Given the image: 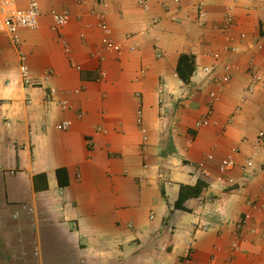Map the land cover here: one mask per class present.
<instances>
[{"label":"crops","instance_id":"1","mask_svg":"<svg viewBox=\"0 0 264 264\" xmlns=\"http://www.w3.org/2000/svg\"><path fill=\"white\" fill-rule=\"evenodd\" d=\"M37 1L38 28L18 31V48L0 34V264H264V142L254 150L264 131V0H144L146 11L138 0ZM51 11H67L69 23L53 29ZM101 11L119 55L100 44ZM180 56L193 65L186 81ZM250 64L261 77L253 92ZM62 122L69 128L57 131ZM225 158L232 185L215 182ZM200 163L213 186L175 209ZM244 214L256 234L232 252Z\"/></svg>","mask_w":264,"mask_h":264},{"label":"built area","instance_id":"2","mask_svg":"<svg viewBox=\"0 0 264 264\" xmlns=\"http://www.w3.org/2000/svg\"><path fill=\"white\" fill-rule=\"evenodd\" d=\"M17 1L18 0H0V34L7 35L10 38L11 43L18 48L20 44V39L18 37V31L20 30H29L34 31L38 28V21L40 17V10L37 0H28L27 6L25 9H18L17 8ZM177 2V0H175ZM138 4L140 7H142L143 10H147V5L144 0H138ZM101 5V3H100ZM49 17L52 21L53 29H61L65 27L70 20V15L67 11H51L49 13ZM100 21L98 23V28L102 33V37L100 39L101 46L109 52L120 54L121 48L114 43L110 38V30L107 27V25L103 22L104 12L101 11L98 15ZM199 17H202L200 14ZM264 22V18L262 19ZM231 22V19L228 17L225 19V25H229ZM152 26H156V21L152 22ZM231 52H234L235 50L231 49ZM214 60L219 59L218 54H212L211 56ZM18 60H19V74H20V80L22 83V86L24 88H29L34 85V81L32 80V77L29 73V70L25 64V56L19 51L18 52ZM228 71L229 67H225L223 69V75L221 77H217L213 80V84L217 88H222L224 85L228 83ZM204 73H209V69H203ZM248 76H249V82L247 90L249 92H253L257 87L261 84V77L258 74L257 67L253 64H250L248 69ZM181 87H184L182 83H180ZM54 93V91H51V94ZM209 108L211 106V103L214 102L217 98L216 93L210 92L209 93ZM58 106L60 109L64 110L67 107V103L65 101H61L58 103ZM141 120V115L138 113L137 115V122L139 123ZM208 125V119L206 117L201 118L198 120L194 125V130H198L202 127H205ZM70 124L68 122H62L59 125L55 126V129L57 131H65L69 128ZM264 142V131H260L257 133L255 142H254V150L257 151L261 144ZM206 161H211L212 156L208 155L205 159ZM252 166L251 160H248L246 164L244 165L243 169H249ZM190 167H192L199 175L200 179L205 182L207 189H210L213 184L214 180L210 178L209 171L204 167L203 163L200 164H190ZM234 168V162L231 160V158H225L220 161L218 166V178L215 179V182L217 183L221 179H224L228 184L232 185V180L229 178H225V174ZM246 206L250 209H256L258 210V207L253 202H247ZM201 230H206V225H200L197 227ZM196 228V229H197ZM245 234L248 235H254L256 234V229L254 223H251V218L249 215L244 214L242 217H240L236 223H235V232H234V240L231 245V251L237 252L239 251V248L237 246V241L240 240Z\"/></svg>","mask_w":264,"mask_h":264},{"label":"trees","instance_id":"3","mask_svg":"<svg viewBox=\"0 0 264 264\" xmlns=\"http://www.w3.org/2000/svg\"><path fill=\"white\" fill-rule=\"evenodd\" d=\"M184 61H188L185 70L181 68V63H184ZM184 65V64H183ZM181 69L183 71H181ZM185 71V74H184ZM193 72V65L191 61L186 59L185 56H180L179 64L177 67V74L178 77L182 79V81H186L189 79V77L192 75ZM206 184L201 179L198 180L193 186H180L178 191V198L174 204V208L178 210H183V204L192 198H198L202 192V190L205 188Z\"/></svg>","mask_w":264,"mask_h":264}]
</instances>
